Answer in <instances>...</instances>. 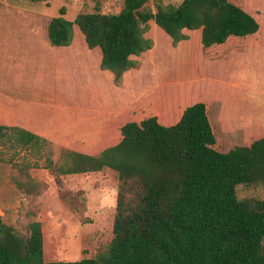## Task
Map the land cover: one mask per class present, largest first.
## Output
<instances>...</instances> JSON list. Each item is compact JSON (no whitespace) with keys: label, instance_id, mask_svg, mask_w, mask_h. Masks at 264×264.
I'll return each instance as SVG.
<instances>
[{"label":"trees","instance_id":"16d2710c","mask_svg":"<svg viewBox=\"0 0 264 264\" xmlns=\"http://www.w3.org/2000/svg\"><path fill=\"white\" fill-rule=\"evenodd\" d=\"M146 2L123 0L116 13H79L73 20L61 7L59 15H40L38 23L54 47L69 45L79 33L116 78L151 49L145 36L150 20L173 43L186 38L183 30H197L203 63L216 65L254 49L264 59V0H182L155 12ZM206 105L203 99L190 103L171 124L155 115L125 120L116 143L95 154L66 150L58 163L44 155L43 137L0 119V142L38 155L34 166L44 159L56 183L62 175L103 168L118 177L113 236L105 250L75 261H45L38 219L25 233L0 220V264H264V197L236 195L239 184H264V123L243 127L259 134L249 143L222 150ZM19 185L26 193L40 192L28 176Z\"/></svg>","mask_w":264,"mask_h":264},{"label":"rangeland","instance_id":"374dc122","mask_svg":"<svg viewBox=\"0 0 264 264\" xmlns=\"http://www.w3.org/2000/svg\"><path fill=\"white\" fill-rule=\"evenodd\" d=\"M181 1L147 0L145 8L155 12ZM122 3L0 0V119L7 126L43 137L44 155L55 163L66 150L95 154L116 143L125 120L155 115L162 123H174L187 105L200 99L208 106L219 149L259 135L243 127L264 123V59L255 54L263 51L206 64L197 30H183L186 38L173 43L150 20L145 36L153 41L151 49L116 78L101 68L99 50L86 47L79 33L69 45L53 47L36 23L38 13L57 16L61 7L63 17L73 20L79 13H116ZM35 162L38 155L32 151L0 142V220L25 233L28 223L38 219L45 261H75L105 250L113 236L116 171L67 174L56 183L43 167L44 159ZM27 176L39 193L22 190L19 182ZM236 195L263 198L264 184H239Z\"/></svg>","mask_w":264,"mask_h":264},{"label":"crops","instance_id":"0c3cea01","mask_svg":"<svg viewBox=\"0 0 264 264\" xmlns=\"http://www.w3.org/2000/svg\"><path fill=\"white\" fill-rule=\"evenodd\" d=\"M40 15H42L41 13H38L37 15H36V23L38 24V25H40L39 23H38V17L40 16ZM41 26V25H40ZM41 28H42V26H41ZM42 31H43V28H42ZM43 35H44V31H43ZM44 39H45V41L50 45V43L46 40V38H45V35H44ZM54 47V46H53ZM34 132V131H33Z\"/></svg>","mask_w":264,"mask_h":264}]
</instances>
